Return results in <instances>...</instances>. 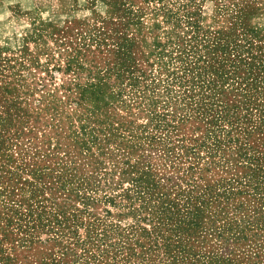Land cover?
<instances>
[{"label":"rangeland","instance_id":"rangeland-1","mask_svg":"<svg viewBox=\"0 0 264 264\" xmlns=\"http://www.w3.org/2000/svg\"><path fill=\"white\" fill-rule=\"evenodd\" d=\"M18 13L0 264H264V0Z\"/></svg>","mask_w":264,"mask_h":264},{"label":"crops","instance_id":"crops-1","mask_svg":"<svg viewBox=\"0 0 264 264\" xmlns=\"http://www.w3.org/2000/svg\"><path fill=\"white\" fill-rule=\"evenodd\" d=\"M78 0H0V16L9 12L18 14L27 19H35L42 15H50L54 9L70 10L76 8ZM20 10L24 12L20 13Z\"/></svg>","mask_w":264,"mask_h":264}]
</instances>
